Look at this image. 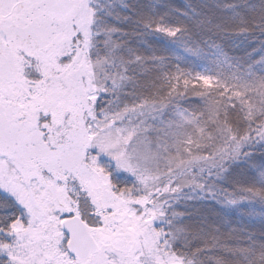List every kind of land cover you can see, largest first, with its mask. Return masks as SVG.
Returning a JSON list of instances; mask_svg holds the SVG:
<instances>
[{"label": "snow or ice", "instance_id": "snow-or-ice-1", "mask_svg": "<svg viewBox=\"0 0 264 264\" xmlns=\"http://www.w3.org/2000/svg\"><path fill=\"white\" fill-rule=\"evenodd\" d=\"M0 264H264V0H0Z\"/></svg>", "mask_w": 264, "mask_h": 264}]
</instances>
